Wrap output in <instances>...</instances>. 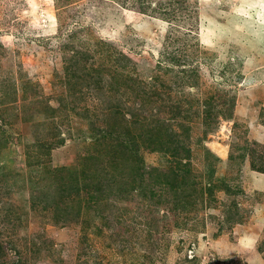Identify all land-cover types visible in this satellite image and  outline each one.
Segmentation results:
<instances>
[{
  "label": "rangeland",
  "instance_id": "obj_1",
  "mask_svg": "<svg viewBox=\"0 0 264 264\" xmlns=\"http://www.w3.org/2000/svg\"><path fill=\"white\" fill-rule=\"evenodd\" d=\"M0 247L264 264V0H0Z\"/></svg>",
  "mask_w": 264,
  "mask_h": 264
},
{
  "label": "clouds",
  "instance_id": "obj_2",
  "mask_svg": "<svg viewBox=\"0 0 264 264\" xmlns=\"http://www.w3.org/2000/svg\"><path fill=\"white\" fill-rule=\"evenodd\" d=\"M237 244L245 249H250L254 245V240L251 236L245 234L237 240Z\"/></svg>",
  "mask_w": 264,
  "mask_h": 264
},
{
  "label": "trees",
  "instance_id": "obj_3",
  "mask_svg": "<svg viewBox=\"0 0 264 264\" xmlns=\"http://www.w3.org/2000/svg\"><path fill=\"white\" fill-rule=\"evenodd\" d=\"M125 150H127V149H125ZM127 151H128V150H127ZM115 157H116V156H115ZM71 183L73 184L72 181H71ZM71 183L67 184L66 187H68L69 189L72 188V187H71ZM64 188H65V187H64ZM64 188H63L62 191H63V192L67 191V189H64ZM64 190H65V191H64ZM3 250H4L3 247H0V260L6 257V255L3 253ZM0 264H1V263H0ZM13 264H23V263H22L21 261L17 260V261H14Z\"/></svg>",
  "mask_w": 264,
  "mask_h": 264
}]
</instances>
